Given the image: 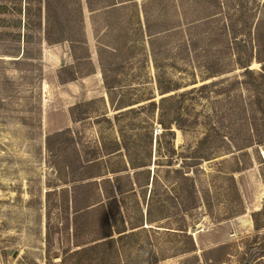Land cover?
<instances>
[{
    "label": "rangeland",
    "instance_id": "obj_1",
    "mask_svg": "<svg viewBox=\"0 0 264 264\" xmlns=\"http://www.w3.org/2000/svg\"><path fill=\"white\" fill-rule=\"evenodd\" d=\"M60 1L0 0V264H264V0H127L89 77Z\"/></svg>",
    "mask_w": 264,
    "mask_h": 264
},
{
    "label": "crops",
    "instance_id": "obj_2",
    "mask_svg": "<svg viewBox=\"0 0 264 264\" xmlns=\"http://www.w3.org/2000/svg\"><path fill=\"white\" fill-rule=\"evenodd\" d=\"M125 2H127V0H110V2L103 0H101L100 2L99 0L98 1L97 0H66L65 2L60 1L57 3V5L65 4L75 7L76 6L81 7L77 11H73V13L77 12V19L74 26H71L69 24L70 21L66 20V25L68 24V28L70 32L74 33V31L76 30L79 31L80 34L77 35L65 34L63 35V37H65V39H69V38H76L75 36H81L82 38L90 39L88 43L87 40L86 42H82L83 44L87 43L89 46V51H88L89 56L86 59L93 62L92 68L89 74L87 75L88 77L91 75L101 76L100 67L97 66L96 64L97 62L96 53H98L100 42L99 41L97 42L95 39H97L100 36V34L104 32V30H106L104 23L107 24V27L110 23L105 18L102 19L101 14L108 12V10L112 8H116V6H119L120 4H125ZM20 3L23 7V18L26 19V17L30 18L32 16H36L38 18L37 20H41L42 25H44L45 28L47 27L49 30H53L57 25L59 18L57 19L55 16H53L50 9L52 7H59V6L51 5V3L48 2V0H20ZM42 5L46 7L44 15H43ZM30 6H34L35 11L33 13L29 12L32 9L30 8ZM99 20L100 21L102 20L103 25L100 24L98 25ZM141 26L144 27L143 21ZM49 35L51 36L52 34L49 33ZM45 37H47V35H45ZM48 43L49 45H53L51 44L52 42H48ZM54 44H56V42ZM83 80H85V78H83Z\"/></svg>",
    "mask_w": 264,
    "mask_h": 264
},
{
    "label": "trees",
    "instance_id": "obj_3",
    "mask_svg": "<svg viewBox=\"0 0 264 264\" xmlns=\"http://www.w3.org/2000/svg\"><path fill=\"white\" fill-rule=\"evenodd\" d=\"M171 29H172V28L170 27V28H168L167 30H168V31H171ZM245 67H246V69H245L246 72L249 73V74H251V73H252V70L250 69L249 65H245ZM192 241H194V240H192ZM192 249H195L194 246H193ZM206 263H208V260H207V259H206Z\"/></svg>",
    "mask_w": 264,
    "mask_h": 264
},
{
    "label": "water",
    "instance_id": "obj_4",
    "mask_svg": "<svg viewBox=\"0 0 264 264\" xmlns=\"http://www.w3.org/2000/svg\"><path fill=\"white\" fill-rule=\"evenodd\" d=\"M52 172H54V170L52 169Z\"/></svg>",
    "mask_w": 264,
    "mask_h": 264
}]
</instances>
